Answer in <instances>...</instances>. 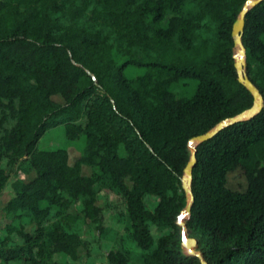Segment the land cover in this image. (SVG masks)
<instances>
[{
	"label": "trees",
	"instance_id": "trees-1",
	"mask_svg": "<svg viewBox=\"0 0 264 264\" xmlns=\"http://www.w3.org/2000/svg\"><path fill=\"white\" fill-rule=\"evenodd\" d=\"M245 1L0 0V264H201L176 224L181 177L189 140L252 105L231 36ZM242 42L264 98V0ZM58 127L65 144L39 149ZM196 151L198 251L264 264V107Z\"/></svg>",
	"mask_w": 264,
	"mask_h": 264
},
{
	"label": "water",
	"instance_id": "water-1",
	"mask_svg": "<svg viewBox=\"0 0 264 264\" xmlns=\"http://www.w3.org/2000/svg\"><path fill=\"white\" fill-rule=\"evenodd\" d=\"M263 0H246L241 10L239 11L237 18L233 22L231 36L234 43V67L237 74V80L242 84L253 97L252 105L238 113L233 117H229L220 121L214 128L206 131L203 134L192 137L188 142V148L190 150V158L183 169V175L181 177V188L186 198V205L177 216L176 224L180 227L182 233V247L183 250L193 256L200 259L201 264H208L201 252L198 251L199 240L190 235V231L187 226V220L190 217L191 208L194 200L192 192V173L193 167L196 164V146L202 142H206L213 138L221 130L243 120H248L257 115L264 107V98L249 78L246 72V51L242 42V35L245 26V17L249 10L258 5ZM240 47V54L237 56V49Z\"/></svg>",
	"mask_w": 264,
	"mask_h": 264
},
{
	"label": "rangeland",
	"instance_id": "rangeland-1",
	"mask_svg": "<svg viewBox=\"0 0 264 264\" xmlns=\"http://www.w3.org/2000/svg\"><path fill=\"white\" fill-rule=\"evenodd\" d=\"M143 67L140 66H128L125 69V74L128 77L140 74L143 71ZM58 99V97H56ZM65 136L62 132V128H54L50 129L47 131L43 137L40 139V141L37 144V147L39 149H50V148H55L59 147L65 144ZM79 156V152L74 148L70 147L69 148V163H73L74 160ZM82 173L84 175H89L90 174V168L88 166H82ZM30 176H27L26 178H29ZM227 186L233 190H238V191H244L247 186L246 178L241 172L240 169L235 170L234 172H231L227 176ZM9 198V193L5 191L2 196H0V208L4 206L6 201ZM94 234H97V232H93ZM108 249L106 244H103L101 249ZM58 259H61L60 256H57ZM102 252H98V259H102ZM97 259V260H98Z\"/></svg>",
	"mask_w": 264,
	"mask_h": 264
},
{
	"label": "bare ground",
	"instance_id": "bare-ground-1",
	"mask_svg": "<svg viewBox=\"0 0 264 264\" xmlns=\"http://www.w3.org/2000/svg\"><path fill=\"white\" fill-rule=\"evenodd\" d=\"M240 47H238V49H237V56L240 54Z\"/></svg>",
	"mask_w": 264,
	"mask_h": 264
}]
</instances>
